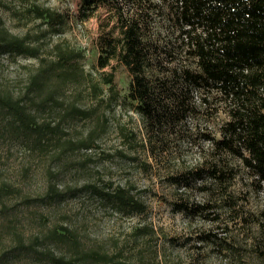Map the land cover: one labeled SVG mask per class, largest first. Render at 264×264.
<instances>
[{"label": "rangeland", "instance_id": "obj_1", "mask_svg": "<svg viewBox=\"0 0 264 264\" xmlns=\"http://www.w3.org/2000/svg\"><path fill=\"white\" fill-rule=\"evenodd\" d=\"M3 1L0 20L21 37L45 29L27 12L33 2L61 12L64 32L37 42L43 46L41 56L50 57L59 43L82 50L86 73L100 82L113 73L119 95L94 100L84 80L66 84L55 96L58 105L53 99L40 107L34 102L46 94L33 102L25 95L40 61L0 54V92L24 95L38 122L59 126L58 132L46 128L42 147H35V135L20 134L10 114L0 109V264H55L51 255H74L69 243L49 237L64 229L79 239L84 251L105 253L112 260L91 258L88 264H264V195L241 159L216 146L228 114L198 109V92L166 75V68L176 64L162 53L161 37L169 23L160 16L154 21L149 16L146 23V12L139 13L126 0L93 1L86 20L80 16L85 0ZM171 4L168 0L163 8L170 10ZM120 7L127 24L137 18L142 22L156 91H170L156 118L145 119L124 99L132 80L125 65L116 60L104 68L98 65L105 44L122 38ZM165 37L176 42L173 33ZM175 94H187L195 112L181 113ZM73 104L96 106L97 113L89 118L68 113ZM119 125L135 132V149L120 135ZM94 129L98 137L92 149H66L67 141L79 144ZM216 165L222 177L212 171ZM119 187L142 209L130 211L102 195Z\"/></svg>", "mask_w": 264, "mask_h": 264}, {"label": "trees", "instance_id": "obj_2", "mask_svg": "<svg viewBox=\"0 0 264 264\" xmlns=\"http://www.w3.org/2000/svg\"><path fill=\"white\" fill-rule=\"evenodd\" d=\"M93 1L96 0H85V6L80 13L83 20L89 18L88 9H93ZM100 1L107 3L109 0ZM127 1L139 13L146 12V23L149 16L152 21L160 16L169 23L165 34L164 30L160 29L164 43L162 53L171 64H176L173 68H166V75L170 74L176 80L182 79L187 88L198 92V109L207 111L210 115H220L222 112L228 114L230 119L220 134L221 137L215 139L216 146L241 159L257 179L264 195V0H170V10L163 8L168 0ZM5 7L4 1L0 0V8ZM121 7L119 13L124 27L122 38L105 44L98 65L104 68L112 65V60L125 65L132 80L129 93L124 99H129L135 110L145 119L156 118L161 99L170 91L169 88H163L161 92L156 91L153 83L155 73L149 71V54L143 47L142 22L137 18L127 24ZM27 12L32 20L45 25V29L21 37L11 33L0 20V54L25 56L40 61L37 72L30 75V87L25 95H28L32 102L41 94L46 96L34 104L46 107L54 99L55 105H58L55 96L66 84L84 80L89 85L92 99L102 101L105 94L110 95L112 99H118L119 92L116 89L114 74L107 75L102 82L95 80L92 73H86L81 66L80 61L85 58L84 51L66 43H59L50 51V57L41 56L43 46L37 42L47 35L64 32V15L61 12L42 6L37 1L33 2ZM172 33L176 35V42L173 44L165 37ZM175 54L179 55V58L176 59ZM163 85L168 84L165 82ZM30 93H33V97ZM182 95L175 94L179 97L181 113L195 112L197 108L189 107L187 94ZM24 97L0 92V109L10 114L12 124L20 134L27 137L35 135L34 146L42 147L41 135L46 128L58 132L59 126L50 128L46 123L38 122L36 112L27 108ZM97 109L96 106L81 109L73 104L68 113L89 118L97 113ZM100 125L104 130L103 124ZM118 130L120 135L131 143V148L135 149V132L126 125H119ZM97 137L98 132L91 130L87 138L80 140L79 144L67 141L66 149L74 150L78 146L92 149ZM122 156L128 157L123 153ZM212 171L216 177H222L217 165ZM102 193L120 207L129 208L130 211L142 209L139 202L125 188L119 187L114 193ZM1 196L0 191V200ZM66 231L54 230L49 237L69 243L74 255H51L55 264H88L87 260L91 258H99L107 263L112 261L105 253L84 251L79 239L72 233L69 237ZM43 254H48V251ZM113 263L125 264L120 261Z\"/></svg>", "mask_w": 264, "mask_h": 264}]
</instances>
